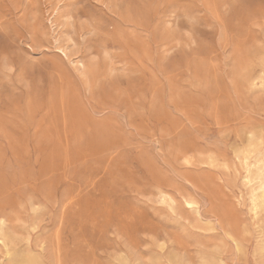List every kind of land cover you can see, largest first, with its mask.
Here are the masks:
<instances>
[{
  "label": "rangeland",
  "instance_id": "1",
  "mask_svg": "<svg viewBox=\"0 0 264 264\" xmlns=\"http://www.w3.org/2000/svg\"><path fill=\"white\" fill-rule=\"evenodd\" d=\"M260 154L264 0H0V264H264Z\"/></svg>",
  "mask_w": 264,
  "mask_h": 264
},
{
  "label": "bare ground",
  "instance_id": "2",
  "mask_svg": "<svg viewBox=\"0 0 264 264\" xmlns=\"http://www.w3.org/2000/svg\"><path fill=\"white\" fill-rule=\"evenodd\" d=\"M253 159L255 171H247L246 177L250 183L264 192V177L262 174V170L264 169V154L254 156Z\"/></svg>",
  "mask_w": 264,
  "mask_h": 264
}]
</instances>
